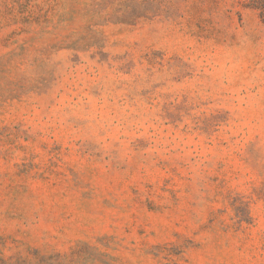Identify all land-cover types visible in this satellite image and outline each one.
I'll return each mask as SVG.
<instances>
[{"label": "rangeland", "instance_id": "374dc122", "mask_svg": "<svg viewBox=\"0 0 264 264\" xmlns=\"http://www.w3.org/2000/svg\"><path fill=\"white\" fill-rule=\"evenodd\" d=\"M255 7L0 0V264H264Z\"/></svg>", "mask_w": 264, "mask_h": 264}, {"label": "trees", "instance_id": "16d2710c", "mask_svg": "<svg viewBox=\"0 0 264 264\" xmlns=\"http://www.w3.org/2000/svg\"><path fill=\"white\" fill-rule=\"evenodd\" d=\"M252 4H256L255 8H259L264 13V0H249Z\"/></svg>", "mask_w": 264, "mask_h": 264}]
</instances>
